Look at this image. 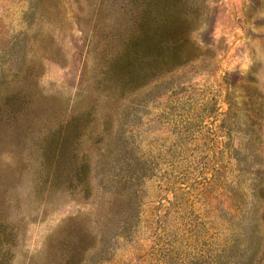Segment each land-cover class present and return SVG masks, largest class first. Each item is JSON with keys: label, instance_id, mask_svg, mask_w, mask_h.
Instances as JSON below:
<instances>
[{"label": "rangeland", "instance_id": "rangeland-1", "mask_svg": "<svg viewBox=\"0 0 264 264\" xmlns=\"http://www.w3.org/2000/svg\"><path fill=\"white\" fill-rule=\"evenodd\" d=\"M0 264H264V0H0Z\"/></svg>", "mask_w": 264, "mask_h": 264}]
</instances>
